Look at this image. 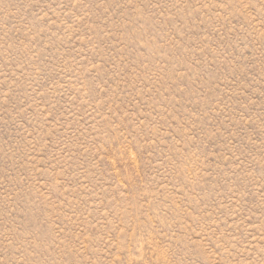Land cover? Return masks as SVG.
Instances as JSON below:
<instances>
[{
    "label": "rangeland",
    "instance_id": "374dc122",
    "mask_svg": "<svg viewBox=\"0 0 264 264\" xmlns=\"http://www.w3.org/2000/svg\"><path fill=\"white\" fill-rule=\"evenodd\" d=\"M0 264H264V0H0Z\"/></svg>",
    "mask_w": 264,
    "mask_h": 264
}]
</instances>
